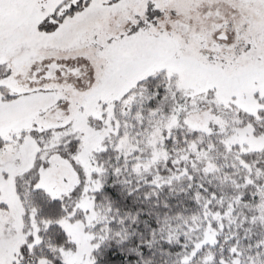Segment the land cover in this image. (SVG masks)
Instances as JSON below:
<instances>
[{
	"label": "snow or ice",
	"instance_id": "1",
	"mask_svg": "<svg viewBox=\"0 0 264 264\" xmlns=\"http://www.w3.org/2000/svg\"><path fill=\"white\" fill-rule=\"evenodd\" d=\"M0 264H264V0H0Z\"/></svg>",
	"mask_w": 264,
	"mask_h": 264
}]
</instances>
